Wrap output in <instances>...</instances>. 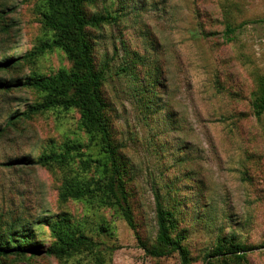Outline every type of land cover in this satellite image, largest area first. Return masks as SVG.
Masks as SVG:
<instances>
[{
    "label": "rangeland",
    "instance_id": "rangeland-1",
    "mask_svg": "<svg viewBox=\"0 0 264 264\" xmlns=\"http://www.w3.org/2000/svg\"><path fill=\"white\" fill-rule=\"evenodd\" d=\"M36 0H0V80L20 83L32 73L71 66L53 49L30 62L44 38ZM85 14L110 12L116 21L88 29L112 137L125 164L128 204L146 246L156 236L154 195L173 208L190 264H206L219 237L248 247L245 264H264V114L251 110L255 80L264 78V0H92ZM235 29L232 40L224 31ZM204 32V33H203ZM202 34H209L203 37ZM38 101L31 88L0 91V224L30 222L40 249L52 243L47 222L67 214L98 243L108 264H180L177 254L153 258L113 209L61 202L65 173L13 162L86 145L76 110L29 119L8 117ZM80 159L70 165L91 179ZM94 254L65 260L46 255L1 258L0 264H93ZM211 264H219L209 259Z\"/></svg>",
    "mask_w": 264,
    "mask_h": 264
},
{
    "label": "trees",
    "instance_id": "trees-1",
    "mask_svg": "<svg viewBox=\"0 0 264 264\" xmlns=\"http://www.w3.org/2000/svg\"><path fill=\"white\" fill-rule=\"evenodd\" d=\"M41 16L43 40L29 53L24 54L30 62L35 61L46 51L57 49L63 52L71 66L53 75L27 76L20 83L0 80V91L15 87L31 88L38 95L37 103L26 110L8 117L7 125H12L19 117L29 119L47 111L76 110L79 114V127L84 131L86 145L80 141L64 142L59 151L42 153L35 161L30 158L13 162L34 164L47 169L58 167L65 173L58 190L61 202L81 201L89 207L113 209L134 232L144 253L153 258L177 254L180 264H190L189 252L183 245L185 236L178 230V219L173 208L164 205L162 198L155 193L156 236L154 245L148 247L140 241L135 230L134 218L128 204V193L124 177L127 176L125 164L112 137V130L106 117V103L102 96L105 81L102 69H97L92 56V45L88 29H95L116 21L110 12L88 17L84 6L92 0H36ZM235 29L228 26L224 31L226 41H231ZM204 33V32H203ZM203 37L209 34H202ZM6 62L0 64L5 68ZM256 88L251 95V110L256 118L264 114V78L255 80ZM80 159L81 169L93 165L95 176L85 179L76 174L70 165ZM30 222L0 224V259L14 257L24 259L36 255H46L57 260H65L79 253L94 254L93 264H108L99 255L98 243L85 234L83 225L71 221L67 214L57 221L47 222L52 243L40 249L35 241V233ZM239 242L234 235L219 237L210 253L204 256L219 264H245L248 253L256 250Z\"/></svg>",
    "mask_w": 264,
    "mask_h": 264
}]
</instances>
